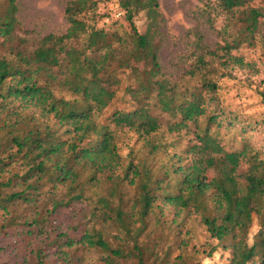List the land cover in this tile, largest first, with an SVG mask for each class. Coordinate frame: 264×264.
Masks as SVG:
<instances>
[{
  "label": "trees",
  "instance_id": "trees-1",
  "mask_svg": "<svg viewBox=\"0 0 264 264\" xmlns=\"http://www.w3.org/2000/svg\"><path fill=\"white\" fill-rule=\"evenodd\" d=\"M118 4L127 28L117 22L122 15L98 28L90 22L93 0H71L64 9L65 32L33 43L16 34V0L0 5V224L44 236L33 264H54L51 257L55 264H75L78 249L102 253L100 264H144L142 235L150 220L159 221L172 208L176 235L193 217L218 247L229 250L227 264H264V160L246 150L225 151L210 134L216 115L207 116L204 128L198 126L206 117L204 93H216L220 79L250 66L234 53L264 49V0H217L198 11L219 44L212 49L199 27L191 30V62L183 77L196 80L199 87L192 92L179 91L162 72L157 1ZM142 12L149 22L144 32L134 22ZM217 16L224 17L220 28ZM120 75L130 82L125 93L133 108L100 123ZM155 107L177 119L167 123L168 133L194 123V138L184 150L189 164H181L176 154L157 164L164 144L156 139L161 124ZM125 129L143 144L122 156L117 133ZM243 162L247 169L241 172ZM103 181L110 186L93 200L91 190ZM125 188L135 193L128 197ZM82 202L87 214L78 238L53 225L52 215ZM166 256L158 264H169ZM183 261L177 255L172 264ZM76 264L84 262L78 258Z\"/></svg>",
  "mask_w": 264,
  "mask_h": 264
},
{
  "label": "rangeland",
  "instance_id": "rangeland-1",
  "mask_svg": "<svg viewBox=\"0 0 264 264\" xmlns=\"http://www.w3.org/2000/svg\"><path fill=\"white\" fill-rule=\"evenodd\" d=\"M68 1L71 0H16L18 9L16 17L19 23V29L16 30L17 36L33 43L47 34H63L67 28L64 9ZM156 1L160 13L157 38L160 42L158 58L162 72L167 79L178 84L179 91L192 92L199 85L196 80L183 77L191 62V42L193 40L191 30L199 27L204 35V43L210 48L213 49L219 44L215 33L198 14L205 3L215 4L217 0ZM93 2L95 3L94 18L90 20L87 17L91 23L100 28L115 20L113 15L120 10L118 0H93ZM2 3L3 0H0V5ZM223 18V16L216 17V28L222 26ZM117 22L120 26L127 28L124 13ZM134 22L141 32H144L149 23L143 12L135 16ZM234 54L242 56L245 62L250 63V66L238 70L235 68L232 70L231 77L220 79L216 93H204L206 117L199 119L198 126L204 128L207 125V116L216 115V122L210 125V134L225 151L246 150L248 153H257L259 158L264 160V100L262 97L264 96V49L242 48ZM120 79L121 84L117 87L115 98L98 118L100 123H106L115 111L132 110L133 108L131 99L125 93V88L130 85V82L124 75H120ZM60 95L67 98L70 96L66 92L58 93V96ZM152 112L161 124L156 139L164 144L155 156L159 159L157 164L166 163L169 156L175 154L181 156V164H189L190 157L185 156L184 158V150L189 141L194 138V123H188L187 127L180 132L168 133L167 123H174L177 119L161 113L157 107L153 108ZM117 142L122 156L127 153L128 149L137 150L143 144L135 132L126 129L117 133ZM176 160L177 158L170 159L169 164L176 163ZM246 169L247 165L243 162L240 171L243 172ZM213 174L211 167L204 176L209 181ZM109 186L110 183L103 181L99 188L92 189L90 195L93 196V200ZM124 191L127 192L128 197L135 193L133 188H125ZM86 214L87 206L82 202L71 209L61 210L52 215L51 220L55 222H53L54 226L61 225L62 229H67L72 237L78 238L83 228L82 217ZM172 214L173 209L169 208L164 211L159 221L150 220L147 231L142 235L145 251L144 264H158L165 254L170 261L169 264H172L173 258L177 255L183 257L184 264H227L230 256L229 250L218 247L217 241L210 238L205 227L193 217L182 225L181 233L176 235L175 229L177 231L178 229L170 224ZM256 229L254 226L253 232ZM111 233L113 230L110 231ZM110 234L109 242L113 246L116 240L112 239ZM41 238L27 235L18 227H7L0 224V248L3 249L0 253V264H33L32 254L41 246ZM215 246V252L209 256L210 248ZM73 251L75 264L78 258L82 259L84 264H100L98 259L102 253L98 251L83 249ZM49 260L55 264L54 258L51 257Z\"/></svg>",
  "mask_w": 264,
  "mask_h": 264
},
{
  "label": "built area",
  "instance_id": "built-area-1",
  "mask_svg": "<svg viewBox=\"0 0 264 264\" xmlns=\"http://www.w3.org/2000/svg\"><path fill=\"white\" fill-rule=\"evenodd\" d=\"M122 15V12L116 11L115 14L113 15L114 18H118Z\"/></svg>",
  "mask_w": 264,
  "mask_h": 264
}]
</instances>
